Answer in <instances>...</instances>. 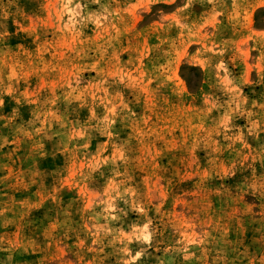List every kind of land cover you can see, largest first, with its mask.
<instances>
[{"label":"rangeland","instance_id":"374dc122","mask_svg":"<svg viewBox=\"0 0 264 264\" xmlns=\"http://www.w3.org/2000/svg\"><path fill=\"white\" fill-rule=\"evenodd\" d=\"M0 264H264V0H0Z\"/></svg>","mask_w":264,"mask_h":264}]
</instances>
